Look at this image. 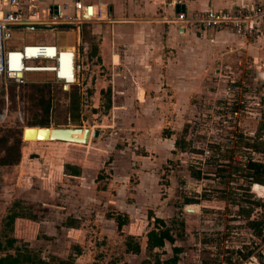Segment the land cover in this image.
Here are the masks:
<instances>
[{"label": "rangeland", "instance_id": "374dc122", "mask_svg": "<svg viewBox=\"0 0 264 264\" xmlns=\"http://www.w3.org/2000/svg\"><path fill=\"white\" fill-rule=\"evenodd\" d=\"M84 31L78 46L83 69L69 89L47 75H33L20 85L9 83L7 99L0 93V114L8 110L0 122V239L13 235L28 241L48 264L60 258L74 264H171L174 245L181 247L178 264H228L227 257L239 264H263L257 254L264 255V239L249 227L239 205H250L242 200L246 190L264 201V187L233 177L232 169L225 184L216 172L227 150L228 161L264 162V152L244 146L241 139L264 140L263 68L241 44L236 50L215 48L201 41L200 33L193 35L196 41L191 34L171 44L166 34L157 44L148 40L151 35L140 42L138 37L131 41L132 35L126 37L130 42L112 46V25L87 24ZM28 34L46 42L75 40L58 31ZM231 85L238 89L229 90ZM44 100L50 101L48 113ZM46 118L49 126L101 132L87 144L20 141L25 126ZM177 139L180 146H175ZM214 143L221 147H211ZM24 149L30 156L19 166ZM213 153L217 161L211 165L207 159ZM65 154L85 165L81 178H55L53 170L58 171ZM44 163L52 178H39ZM22 188L27 198L17 196ZM222 189L224 199L218 198ZM205 192L210 199L200 197ZM185 196L199 201L183 203ZM16 201L39 218H18L11 231L5 217ZM262 212L255 206L251 218ZM155 217L171 227L175 242L151 251L146 234L155 227ZM71 222L77 227L71 228ZM127 235L140 243L141 252L126 251ZM249 250L254 253L242 259Z\"/></svg>", "mask_w": 264, "mask_h": 264}, {"label": "built area", "instance_id": "2783aa9c", "mask_svg": "<svg viewBox=\"0 0 264 264\" xmlns=\"http://www.w3.org/2000/svg\"><path fill=\"white\" fill-rule=\"evenodd\" d=\"M44 1L0 0V93L7 90L9 83L20 85L40 73L51 74L55 81L64 87L67 85L69 89L78 81L83 69L79 45L46 42L28 33L39 29L58 33L61 30L78 32L83 24L110 18L106 8L82 0H75L70 7L59 3L45 4ZM164 20L175 23L179 28H232L240 36L249 38L263 33L264 1L231 10L209 8L190 12L179 9ZM30 25L42 27L32 28ZM26 31L31 32L25 36ZM237 89V85L229 86V90ZM3 97L8 98L6 92ZM7 112L4 109L0 114V122L6 119Z\"/></svg>", "mask_w": 264, "mask_h": 264}, {"label": "crops", "instance_id": "0c3cea01", "mask_svg": "<svg viewBox=\"0 0 264 264\" xmlns=\"http://www.w3.org/2000/svg\"><path fill=\"white\" fill-rule=\"evenodd\" d=\"M74 1L75 0H45L43 3L45 4L59 3L63 6L68 5L70 7V5L71 6L73 5ZM82 1L89 4L101 5L102 7L107 9L108 13L110 14L109 19L102 21H94L87 24L105 23L112 25V33H111L112 46H115L116 41H127L126 37L128 36L130 39L132 35L134 38H132L131 41H133L135 37L136 38L138 37L137 42H140L141 40L145 39L147 35H151L153 36V38H149L148 40L157 44L160 42V36L166 34L167 37L166 40L168 44H171V43H175L178 39H181L183 37L191 36V34L192 36L198 35V33H200L201 35L200 40L211 42L215 48L232 47L233 50H236L239 48L238 43L241 44L244 53L250 54V57L252 55V57L254 58V62H256L258 67H261L264 70V28H263V33L256 35L257 38H255V35L246 38L237 34L232 28H223V29H212V28L198 29L196 27L179 28L175 23L167 22L164 20V17L173 15L179 9H183L190 12L205 11L209 8L231 10L242 6L256 5L258 3L263 2L264 0H82ZM60 33L65 34L67 32L64 31L62 32L61 30L59 34ZM68 34H73L75 36V40L73 41V44L75 45L80 44L81 36H82L81 28L80 31L78 32L71 31L68 32ZM98 38H99L98 51H100V45H101L100 38H102V35H98ZM116 38H118V40ZM192 38L194 40L195 36H193ZM207 38H210V40H208ZM229 41H231V43L233 44H229ZM122 51L126 52L127 51L126 47H124ZM225 52L226 50L224 49L223 54ZM21 141L23 143L30 142L24 139ZM47 141L58 142V143L67 142V141H58V140H47ZM24 150L21 154L19 153L20 156V158L18 159L19 166L24 165L27 162L28 157L30 156V154L28 155L27 151ZM41 153L42 154L40 155V157L43 156L44 160H46L45 163H51V159L46 158L43 152ZM64 156L65 157L60 159L61 164L59 163L58 171L53 170L57 172L55 178L57 175H60L62 177L67 176L75 179L81 178L82 174L85 172L86 169L85 165L81 164L78 161L68 160L66 154ZM45 163L42 167H40L41 172L39 174V178H43L44 174L52 178L54 176L53 172H51L52 169L46 167ZM66 165L77 167L80 170L79 174L73 172L72 169L67 168ZM20 190L21 193L19 191V194L17 196L27 198V193H26L27 188L26 189L22 188ZM18 218L31 219L29 217L19 216L15 219V222ZM69 226L71 228L77 227L76 224H71Z\"/></svg>", "mask_w": 264, "mask_h": 264}, {"label": "trees", "instance_id": "16d2710c", "mask_svg": "<svg viewBox=\"0 0 264 264\" xmlns=\"http://www.w3.org/2000/svg\"><path fill=\"white\" fill-rule=\"evenodd\" d=\"M85 26H87V24L86 25L84 24L81 29L82 36L83 34L86 33L84 31ZM96 51L97 49L95 48L93 53H96ZM45 75L53 79L52 75L48 73L37 74L39 78H43L45 77ZM106 102H107L106 103L107 108L110 107L111 106L110 96L106 98ZM44 103H45V112L48 113L50 110V101L44 100ZM49 123H50L49 119L46 118L44 120H40V121L31 123L29 125L30 126L32 125L49 126L50 125ZM241 139H243L242 142L245 144L244 146L250 147L255 151L264 152V140H257V139L254 140L253 139V141H250V139L252 138L242 137V135H241ZM181 144H182L181 140L177 139L175 141V146H180ZM211 147H216L219 149L221 146L214 143L211 145ZM210 156L211 157L207 159V163L213 165V162L217 160L215 159L214 153L213 155H210ZM228 156H229V150H227L223 154L222 157L224 158V160L217 163L218 165L216 167V172L218 171L220 172V174L223 176V179H224L223 182L225 184L226 182H228L227 176L229 173V169H232L231 173L233 177L235 176L236 178H243L246 181H248L250 184L251 183L264 184V162L263 161L255 160L252 158H250L246 162H238L235 160L234 161L225 160L229 158ZM66 167L69 169H72V171L77 174H79L80 172V170L75 166L66 165ZM242 189H244L245 191V188H242ZM246 189H249V188H246ZM230 193L232 192L230 191ZM225 196H226V189H222V194L219 195L218 198L224 199ZM200 197L204 199L211 198L210 195L207 194L206 192L203 193V195H200ZM229 198L234 199L235 197H232V195L230 194ZM242 200L245 202H248L250 205L246 207L245 205L240 204L239 211L244 213V216L248 220L247 221L248 225L250 228H252L254 233H256L258 236H261L262 239H264V201L260 199H253L252 193L248 192V190L244 192ZM198 201H199V198L196 196L194 197L185 196L183 203H193V202H198ZM20 203L21 201H16L13 204V207L9 210V212L7 213L5 217L6 218L5 225L11 231L14 228L15 219L19 216L29 217L34 220H37L39 218V216L35 213H26L25 211H23ZM255 206L262 207L263 209V212L260 218H251L250 214L252 213ZM16 207H20V210H17ZM115 219L117 221L118 227L122 228V226L124 225L123 219L118 216ZM154 220H155V227L151 228L146 234L147 248L151 251L154 250L155 248H160V247L165 246L166 241H169L171 243L175 242V236L172 232L171 227L167 225L166 221L161 217H155ZM181 223L183 224L184 222L181 221ZM71 224L72 222L69 225ZM5 236H6L5 241H2L0 239V251L4 252L0 255V264H48L45 258L33 252V250L29 246L28 241L19 239L13 235H5ZM125 245H126L127 252H131V253L141 252V245L137 240H135V237L133 235H127ZM76 248H77V254L81 253V250L79 249V247L77 246ZM173 252H174V255L168 259V262H170L171 264H178L181 247L174 245ZM253 253H254L253 250H249L248 252L243 254L242 259L247 258L248 256H251ZM257 258L261 263L264 264V255L262 253L257 254ZM226 262L228 264H239L240 263L239 261L237 262L233 261L231 257H227ZM57 264H74V260L71 258H60Z\"/></svg>", "mask_w": 264, "mask_h": 264}, {"label": "water", "instance_id": "95a60500", "mask_svg": "<svg viewBox=\"0 0 264 264\" xmlns=\"http://www.w3.org/2000/svg\"><path fill=\"white\" fill-rule=\"evenodd\" d=\"M32 28L42 27L41 25H30ZM65 89H68V86L65 85ZM39 129V133H45L46 135L49 133L47 138L49 140H58V141H67L73 143H81L87 144L92 137H97L100 134V130L97 128H89V127H72V126H25L23 129V139L28 137L29 133ZM41 134V133H40ZM264 187L263 184L259 183ZM188 210L192 211L193 208L188 207Z\"/></svg>", "mask_w": 264, "mask_h": 264}, {"label": "bare ground", "instance_id": "6f19581e", "mask_svg": "<svg viewBox=\"0 0 264 264\" xmlns=\"http://www.w3.org/2000/svg\"><path fill=\"white\" fill-rule=\"evenodd\" d=\"M60 34H62V33H60ZM61 41L62 42H60V43L66 44L68 46H72L73 45V40H68L67 37L64 40L61 39ZM34 126H37V125H34ZM42 132H40L41 133L40 134L39 133V129L36 128V130L30 132L29 135H28V137H26V139H24V140H26V141L49 140V139H47V138H50V137H47L49 135V133L46 135L45 133H42Z\"/></svg>", "mask_w": 264, "mask_h": 264}]
</instances>
